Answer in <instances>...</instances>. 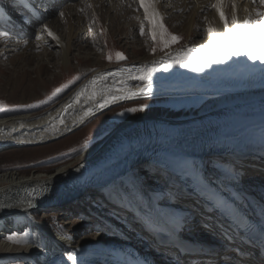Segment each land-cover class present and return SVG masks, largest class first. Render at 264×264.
I'll return each mask as SVG.
<instances>
[{
    "label": "bare ground",
    "instance_id": "bare-ground-1",
    "mask_svg": "<svg viewBox=\"0 0 264 264\" xmlns=\"http://www.w3.org/2000/svg\"><path fill=\"white\" fill-rule=\"evenodd\" d=\"M33 1L27 0L28 7H23L21 0H9L10 5L4 6V9L12 12L22 7L35 23L53 16L58 11L56 6L64 3V0H38L42 3L41 8H37L32 4ZM136 1L139 3V14L136 15L135 22L140 17H145L140 0L133 1V4ZM173 1L175 4L172 3ZM153 2L163 22L169 23L170 26H178L182 33L187 34L188 39L183 45L128 63L104 64L46 110L36 114L24 113L0 117V152L45 145L61 139L92 118L128 102L161 99L181 105L193 103L192 107L185 110L182 106V110L177 112L165 108L151 116L145 113L137 117L132 115L78 157L58 167L52 173L35 171L28 175L15 172L0 173V204L14 205L11 208L0 209V264H86L75 263L69 259L71 250L79 246L84 249L125 250L154 261L164 258L163 251H170L166 247L167 243L160 240V237L165 235L160 233L156 238L149 236L138 221V217L142 216L147 208L141 205L131 209L121 208L113 202L116 199L115 195L112 200L107 198V193L113 184H118L122 179L132 176V172L143 165H153L173 175L178 186L185 193L184 198L174 208L177 212L183 214L191 207L199 210L196 221L192 222L190 231L184 236L189 242L186 246L196 252L224 250L226 242H223L221 237L211 236L214 226L209 224L208 219H218V216L210 211L208 202H202V198L190 186L189 180L177 175L174 168L177 161L186 159L194 162L209 182H213L229 195L234 196L237 192L236 198L245 203L246 211L253 218H258L256 213L264 212V164L255 161L259 158L264 161V62H255L245 57L241 60L245 61L244 63H234L237 60L235 55L217 62L215 53H205L204 55L208 56L211 62L201 71L181 67L170 57L177 55L195 57L197 53L189 54V49H200L201 46L212 43L206 31L208 27L223 32L224 22L213 7L218 0H153ZM220 6L229 29L232 27L231 19L234 13L238 20L243 22L247 16L255 18L257 10L264 11V5L260 4V0L255 2L220 0ZM178 12L189 13L186 17L187 21L183 22L184 25L180 24L183 14L175 15ZM12 15L14 21L7 18L6 35L0 38V48H2L0 54L6 56L12 51L11 48L14 50L22 48L23 55L21 53V57L10 61L14 67L13 72H17L16 76L26 74L18 61L29 60L28 53L36 45L58 48V61L51 65L54 68L59 66L67 69L71 61L68 58L69 52L71 46L74 47L73 38L67 36L69 39L61 42L49 36L45 28H38L34 31L36 39L31 43L25 39L33 32L27 23V18L18 17L15 13ZM99 15L101 16L100 13ZM3 16L5 14L0 9V17ZM153 23H149L148 20V30L159 37L162 31L158 24L154 28ZM131 27L127 26V29ZM199 28L203 31L190 35ZM19 32L24 37L21 40L10 35ZM191 37L196 40L189 42ZM90 38L93 44L94 37L90 35ZM3 48L10 49L3 50ZM51 55L50 52L49 56L52 57ZM88 57L97 61L100 59V54L93 45L91 52L82 56V58ZM165 60L171 64V67L162 63ZM154 66L156 71L151 77V91L146 96L123 98L137 92L141 87L146 88L148 83L129 79V74L125 70L132 69V75H135V69ZM165 68L167 71L164 70ZM94 79L97 81L95 85L97 96L93 100H88L86 93L92 91L91 82ZM81 89L85 90V94H81L77 99V93L81 92ZM114 96L122 98L113 101ZM104 98L110 102L101 109L98 105L103 103ZM214 157L225 161L230 157L231 170L241 173L242 180L230 184L224 183L219 173L214 171L215 167L205 168V161ZM139 185L147 204L148 197L152 198L161 193L153 182L149 184L151 189ZM85 188L91 190L94 198L102 194V206L106 209L114 207L120 209L128 218L127 228L134 232H127L125 227L117 228L116 225L113 227L110 225L109 230H103L105 222L99 221L93 210L83 206L79 208L86 209V218L89 222L87 225L95 234L90 235L85 232L77 240L71 238L75 235L68 232L61 234L53 231L46 221L48 217H43L41 220L35 217L36 208L57 207L67 210L69 205L77 203L78 194ZM254 190H257L256 193ZM21 201L24 203L19 204ZM28 201H32L34 206L27 207ZM163 203L160 202L161 207L169 208ZM18 204L19 206H16ZM96 205L99 210L100 206ZM76 207L68 209L74 210ZM137 223L141 226L137 227ZM204 224H209L207 230L203 227ZM99 230L105 234H96ZM214 231L218 232V228L215 227ZM25 232L29 234L27 239L29 236L39 238L38 242L44 247H37L31 242L32 240L23 246L8 242L9 235L23 236Z\"/></svg>",
    "mask_w": 264,
    "mask_h": 264
},
{
    "label": "rangeland",
    "instance_id": "rangeland-1",
    "mask_svg": "<svg viewBox=\"0 0 264 264\" xmlns=\"http://www.w3.org/2000/svg\"><path fill=\"white\" fill-rule=\"evenodd\" d=\"M133 1L135 0H64L63 4L56 6L58 8L57 13L34 23L30 15L26 14L24 8L18 7L12 12L10 10L5 11L4 6L8 7L10 5L8 3L9 0H0V9L5 14V16L0 17V32L5 33L7 31L6 20L7 18L13 20L14 16L12 13H15L18 17L22 16L27 18V23L33 32L29 36H26L25 39L31 43L36 39L34 31L38 28H47L61 42L67 41L69 39L67 36H70L74 40V47L71 46L68 56L71 61L67 69L59 68V66H55V68H59L55 69L51 65V63L54 64L58 61L59 51L58 48H50L49 45L45 47L42 45L34 46L29 51V56L27 55L29 60L26 59L23 62L21 60L18 61L26 72L24 75L19 74L16 76L15 73L17 72H13L14 67H12V62L10 63L12 59H17L23 55L22 48L17 50L9 48L12 51L6 56L0 54V109H2L0 110V117L24 113H40L60 101L77 84L102 65H118L131 62L141 57H151L167 49L177 48L183 45L186 39H188L187 34L182 33L178 26H170L169 23H165L162 20L159 23L163 22L166 32L159 34V37L153 35L148 30V20L145 17H140L135 22L136 15L139 14V3L136 1L133 4ZM41 3L38 0L32 2L37 8L41 6ZM172 3L175 4L174 1ZM132 11L133 13H131ZM207 12L206 10L205 13ZM61 13H63L62 16ZM182 14L184 17L181 18L180 24L184 25L183 22L187 21L186 17L189 13H175V15ZM200 21L202 22V20ZM142 25L143 34H141ZM127 26L132 27L127 29ZM202 31L199 28L195 32L190 33V35ZM20 33L10 35L21 40L24 37ZM90 35L94 37L93 44ZM171 36L178 37V39L172 41ZM193 38H189V42L196 40ZM2 43L5 44L3 41ZM92 45L97 48L100 54L98 61L90 57L82 58V56H86V53L91 52ZM0 49L1 53L2 48ZM9 49L3 48V50ZM50 52L52 53V57L49 56ZM117 54H121L124 58L119 59ZM45 55L48 56L46 57ZM20 65L19 67H21ZM192 104L181 105V103L168 102L161 99L124 103L106 111L102 115L92 118L85 125L61 139L45 145L9 149L0 152V173L15 172L21 175H28L33 171L45 174L52 173L58 167L66 165L78 157L88 147L92 146L97 140L114 130L120 123L132 115L133 117H137L145 113L151 116L152 114H158L165 108L174 109L177 112L178 110H182V106L185 110L191 108ZM140 106H143V111H127L128 109L139 108ZM229 160L230 157H227L226 161L218 157L209 158L205 161L204 167L207 169L215 167L216 169L214 171L219 173L222 178L227 172L232 171L229 166ZM132 174L138 177L139 184L145 185L149 189H151L149 184L153 182L161 193L168 190L170 186L169 181L171 180H174L178 185L173 175L159 170L153 165H143L136 169V171H133ZM222 180H224V183H234L226 179ZM254 191L256 193L257 190ZM79 194L76 200L77 203L68 206V208H75L77 206L76 209L67 208L64 211L57 207L50 209L36 208L35 217L38 220H41L43 217H48L46 221L51 225L53 231L61 234L68 232L71 235H75V237H71L75 240L85 232L90 235L95 234L92 228L87 225L89 222H87L88 219L86 218V209L93 210V213L99 217L98 220L105 222V224L103 223V230H109L108 226L111 225L113 227L116 225L118 226L117 228L125 227V231L127 232H134L132 229L127 228L129 224L126 222V219L128 218L125 217V214L120 209L116 207L106 209L102 206V194L94 198L92 196L93 193L88 188H85ZM236 194L238 193L236 192ZM255 195L257 197L256 199H258L257 194ZM150 200L152 202L151 197L147 199L148 204H150ZM163 202L169 208H176L178 206L177 203L171 204L168 201ZM96 204H98V207L100 206L99 210L96 208ZM80 206L86 209L79 208ZM140 226V223H137V227ZM98 233L103 234L104 232L99 230L96 234ZM28 239L31 241L36 239V237L33 236L32 238V236H29ZM23 245L25 244H20L19 246Z\"/></svg>",
    "mask_w": 264,
    "mask_h": 264
},
{
    "label": "snow or ice",
    "instance_id": "snow-or-ice-1",
    "mask_svg": "<svg viewBox=\"0 0 264 264\" xmlns=\"http://www.w3.org/2000/svg\"><path fill=\"white\" fill-rule=\"evenodd\" d=\"M253 2H255V0H253ZM21 4L23 7H28L27 0H21ZM260 4L264 5V0H260ZM140 6L144 8L145 19L149 20V23L155 21L153 27L155 28L158 24L161 31L166 32L163 24L159 23L162 17H160L158 11H156L153 0H147V2H145V0H140ZM213 7L216 8L221 20L224 22L223 32L221 33L212 27H208L206 31L211 37L212 43L203 45L200 49H189V54L193 52L197 53L195 57L191 55H177L175 57H170V59L179 63L181 67L191 68L193 71L197 72L201 71L207 63L211 62L209 57L204 55L205 53H215L217 62L226 60L230 55H246L253 61L259 60L264 62V11L257 10L255 18L247 16L243 22H240L234 13L231 19L232 27L229 29L225 14L221 10L220 0H218L217 4L213 5ZM62 15L63 13H61V16ZM45 31H48V29L45 28ZM141 34H143V25L141 26ZM5 35L6 33L0 32V38ZM48 35L53 39H57V37H55L50 31H48ZM177 39L178 37L171 36L172 41H176ZM117 56L119 59L124 58L121 54H117ZM109 59H111V57H109ZM162 63L171 67V64H169L167 60L162 61ZM164 70L167 71V68ZM154 71H156L155 66L151 68H138L135 69L136 74L132 75L133 70L126 69L125 72L129 74V79L146 81L148 83L146 88L141 87L137 92L131 93L130 96L123 98L146 96L147 93L151 91L150 81ZM96 83L97 81L95 79L91 82L92 91L86 93L88 100H93L97 96V89L95 88ZM81 94H85L84 89H81V92L77 93V99H79ZM120 98L122 97L114 96L112 97V100L114 101ZM109 102L110 101L107 98H104L103 103H100L98 107L102 109ZM69 107H71V105H69ZM143 110V106H140L139 108H131L127 111L138 112ZM89 111L91 110L89 109ZM217 167H219V165H217ZM174 168L178 176L191 181L195 192L208 202L213 210H218L222 214L230 215L236 220H240L238 209L235 205L212 186L209 179L203 175L201 169L196 166L194 162L186 159L179 160L175 163ZM241 176V173L233 170L227 172L222 179H226L229 182H239ZM169 184L170 186L168 190L164 193L153 196L152 202L149 205L145 202L138 183V177L133 174L132 176L122 179L120 183L113 184L107 193V198L112 200L113 195H115L116 199L113 202L117 203L121 208L131 209L136 205H141L142 207L147 208V211H144L142 216L138 217V221L142 224L148 235L156 238L160 233H163L167 237V240L161 242L167 243L170 248L184 251L186 250L185 246L189 243L184 239V236L190 231L192 222L196 221L199 210L195 207H191L181 214L174 208L161 207V201H168L171 204H176L185 196L183 190L174 180L169 181ZM235 199L236 195L233 196V200ZM23 203V201L19 202V204ZM19 204L16 206H19ZM13 206L14 205L12 204H0V209L11 208ZM33 206L32 201L27 202V207L31 208ZM197 223L199 222L197 221ZM205 226L207 227V225ZM28 235L27 232H25L23 236L9 235L7 240L8 242L18 245L28 244L30 242L26 238ZM38 241L39 238L34 239L31 242L36 244L37 247H44V245ZM69 259L75 262V255H70Z\"/></svg>",
    "mask_w": 264,
    "mask_h": 264
}]
</instances>
